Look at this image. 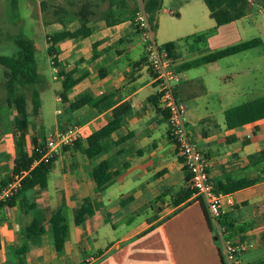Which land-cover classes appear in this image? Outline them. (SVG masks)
<instances>
[{
  "label": "crops",
  "instance_id": "1",
  "mask_svg": "<svg viewBox=\"0 0 264 264\" xmlns=\"http://www.w3.org/2000/svg\"><path fill=\"white\" fill-rule=\"evenodd\" d=\"M123 1L124 9L114 8L119 23L107 24L102 16L107 5L99 16L90 18L87 36L54 45L59 76L55 80L44 42L50 82L39 74L36 63L42 81L40 109L34 114L26 100L24 151L31 156L49 134L73 126L80 127L81 138L56 153L44 188L25 190L11 206H0V264H222L205 207L189 188V174L168 137L167 115L158 102L143 44L131 23L135 4ZM252 6L250 0L249 9ZM174 7L178 10L176 22L181 21L183 12L179 5ZM199 22L194 16L189 24L171 29L161 46L172 45L173 68L180 76L176 95L185 105L187 132L208 162L214 187L220 189L228 181L257 180L228 193L233 205L223 207L221 223L233 241H250L254 244L251 252L261 253L264 118L228 127L224 113L264 98V11L255 18L246 14L204 30ZM75 28V23L68 27L54 22L47 26L46 40ZM252 30L255 36L248 37ZM252 39L262 44L214 63L184 67ZM66 73L75 84L63 92L62 75ZM49 87L55 106L52 119L43 113L42 95ZM80 101V108H70ZM115 111H124L119 127L103 140L104 151L88 159L86 139L106 126ZM19 121L14 108H0V187L13 174L18 157ZM103 161L116 176L99 192L92 170ZM83 205L93 214H81ZM58 212L63 240L60 251L55 248L49 222ZM37 220H41L43 232L27 236L26 228ZM246 254L241 257L243 264L264 261L247 262L243 259Z\"/></svg>",
  "mask_w": 264,
  "mask_h": 264
},
{
  "label": "trees",
  "instance_id": "2",
  "mask_svg": "<svg viewBox=\"0 0 264 264\" xmlns=\"http://www.w3.org/2000/svg\"><path fill=\"white\" fill-rule=\"evenodd\" d=\"M108 8L102 12V16L106 20L108 25L119 23L121 19L115 17V9L122 10L125 6L123 0H108ZM142 6L145 12L149 15L151 22H155V16L158 12L161 0H141ZM206 6L211 18L213 19L215 26H221L230 22L243 18L248 11L249 2L247 0H202ZM11 4L16 8L17 1L11 0ZM98 4H84L81 8L74 11H65L63 9H57L53 12L55 16L53 22H60L64 24L66 21H71L76 24V28L73 31L64 30L60 33L53 34L47 38V53L49 57L54 55V45L64 40L75 39L78 37H85L88 35L87 24L90 18L95 15L94 10H98ZM136 10L130 12L133 17ZM18 52L11 57L0 56V65L5 69L6 81L4 89L6 97L4 103L7 108H14L20 116V140L18 143L19 153L17 159L14 161L13 174L27 170L34 162L40 160L42 152H39L42 148V144L35 147L31 156H28L24 151V136L26 132L25 125V111H26V95H29L32 105V111L36 114L40 109L39 92L42 81L39 78L36 71V47L31 40H27L21 36H18L14 41ZM262 43L259 39H252L247 42L239 43L237 45L230 46L218 52L212 53L208 56L201 58L199 61L185 65V68H190L197 64L214 63L222 58L241 53L246 50H250L260 46ZM171 44H167L168 48H171ZM55 66H57L55 57L53 58ZM63 92L68 91L75 82L71 80V74H63ZM83 105V102L72 104L70 108L76 110ZM124 111H115L112 115L111 121L93 133L86 139L85 154L88 159H94L104 151L103 140L108 138L112 132H114L120 125V117ZM225 120L228 127L241 126L250 122H254L264 118V98L258 99L252 102H247L239 106L233 107L224 113ZM78 142V141H77ZM76 142V143H77ZM75 143V144H76ZM261 157H264V151L260 153ZM54 157L47 163L39 161L37 165L31 170L28 177L22 182V188L20 193L9 200L7 204L12 205L15 198H17L23 191L32 189L34 187L44 188L47 183V174L50 170ZM116 174L109 172L108 162H100L92 170V178L95 181L96 187L99 192L105 190L114 180ZM9 181V180H8ZM257 183V180H238L228 181L220 190L223 193H230L240 189L250 187ZM3 184L1 187H3ZM0 187V188H1ZM190 194V193H189ZM86 204V203H85ZM81 214L92 215L93 211L90 207L83 205L80 209ZM41 220L32 222L26 228V235L33 236L41 234L43 229L39 227ZM52 228V234L54 239V245L56 250L60 251L63 247L60 213L54 214L50 219ZM256 264H264L263 262Z\"/></svg>",
  "mask_w": 264,
  "mask_h": 264
},
{
  "label": "built area",
  "instance_id": "3",
  "mask_svg": "<svg viewBox=\"0 0 264 264\" xmlns=\"http://www.w3.org/2000/svg\"><path fill=\"white\" fill-rule=\"evenodd\" d=\"M131 23L140 36L146 67L157 85L160 107L167 115L168 137L189 174V188L205 207L211 231L219 244L222 264H243L241 257L254 249V244L250 241H233L229 237L227 228L221 223L223 207L232 206L233 199L231 194L223 193L214 187L208 175V162L187 132L185 105L178 99L175 91L180 76L173 68L171 51L168 47L158 45L156 42L155 22H151L142 4L134 13ZM49 58L54 74L53 80H55L59 76L53 62L54 55ZM57 102L61 103L62 99L57 98ZM80 138L81 129L77 126L54 131L44 139L39 151L42 152L39 161L47 163L58 151L74 146ZM39 161L34 162L27 170L11 175L9 181L0 188V206L20 193L23 180L29 176Z\"/></svg>",
  "mask_w": 264,
  "mask_h": 264
},
{
  "label": "rangeland",
  "instance_id": "4",
  "mask_svg": "<svg viewBox=\"0 0 264 264\" xmlns=\"http://www.w3.org/2000/svg\"><path fill=\"white\" fill-rule=\"evenodd\" d=\"M16 8L11 4V0H0V56L11 57L14 56L18 49L14 44L15 39L21 36L27 40H31L36 47L35 59L37 63V70L39 74L45 77L50 82L49 70L47 68L48 58L44 52V42H47L46 35L47 26L52 25L55 16L53 12L57 9L65 11H78L84 4H98L99 9L94 10L95 15L99 16L101 11L107 8V0L104 3L100 0H16ZM253 6L248 7L247 14L255 18L262 15L264 11L263 0H252ZM136 10L141 5V0H133ZM175 5H179L182 10V20L177 21V12ZM171 12L173 15H170ZM160 13V14H159ZM198 18L201 24V30L209 28L214 25L206 6L202 0H163L157 17H159V24L154 28L155 39L158 45H161V40L164 35L170 32L171 29L180 27L182 24H189L190 19ZM173 18V20H170ZM65 24L71 26V21H66ZM189 26V25H188ZM255 31L252 30L248 37L255 36ZM6 81L5 69L0 65V108L6 106L4 103L6 92L4 84ZM57 86V83L53 84ZM52 90L47 88L42 95L43 113L50 116L52 119V112L54 102L52 101ZM26 100L31 105L29 95H26ZM27 102V101H26ZM247 262H255L264 260V250L260 252H248L243 258Z\"/></svg>",
  "mask_w": 264,
  "mask_h": 264
},
{
  "label": "water",
  "instance_id": "5",
  "mask_svg": "<svg viewBox=\"0 0 264 264\" xmlns=\"http://www.w3.org/2000/svg\"><path fill=\"white\" fill-rule=\"evenodd\" d=\"M248 7H249V5H248Z\"/></svg>",
  "mask_w": 264,
  "mask_h": 264
}]
</instances>
